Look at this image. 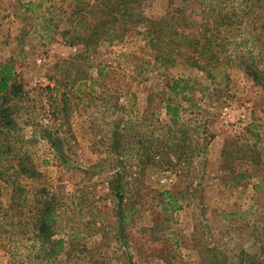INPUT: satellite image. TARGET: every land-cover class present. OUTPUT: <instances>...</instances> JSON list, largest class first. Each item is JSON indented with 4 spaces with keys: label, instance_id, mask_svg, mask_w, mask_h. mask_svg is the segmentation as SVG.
<instances>
[{
    "label": "rangeland",
    "instance_id": "1",
    "mask_svg": "<svg viewBox=\"0 0 264 264\" xmlns=\"http://www.w3.org/2000/svg\"><path fill=\"white\" fill-rule=\"evenodd\" d=\"M4 66L0 264H264V0H0Z\"/></svg>",
    "mask_w": 264,
    "mask_h": 264
},
{
    "label": "trees",
    "instance_id": "2",
    "mask_svg": "<svg viewBox=\"0 0 264 264\" xmlns=\"http://www.w3.org/2000/svg\"><path fill=\"white\" fill-rule=\"evenodd\" d=\"M108 4H109V2H108ZM107 9H112V8H109L107 6ZM124 10H127V8L125 7ZM79 23H80V21H79ZM79 23H77V24H79ZM154 24L162 25L160 27L161 28L160 32L165 34V35L171 34L170 36H172L178 32L179 27L186 28L187 26H189V20L185 17L174 18L172 16V14L170 13L167 16L162 18V23L151 21V25H154ZM200 32H203V31L201 30ZM101 37H103V36L101 35V36L94 37V36H85V35H81V34H76L74 37L75 42H73L72 44H74V43L75 44L86 43V46L88 48V47H90L91 44L100 43ZM153 39H156L157 41H159L160 37L156 36V38H153ZM162 52L163 53L165 52L164 47L162 48ZM162 59L164 62L169 63V60L166 59L165 57H163ZM200 69H205V68L200 67ZM11 81H12V69L10 66H4L3 69H1V71H0V94L4 93L5 91H9V90L12 91L13 90L14 85L10 86ZM193 90H194V88H192L191 84L188 82H185L182 86H181V84H178V83H173V85L170 86V91L172 93H177V94L179 92L190 93ZM167 112L174 119L175 117L178 116V107L174 106V104H172V103H169L167 105ZM174 121H176V120H174ZM11 126H12V124L9 125V127H11ZM50 216H51L50 214H47L45 216V218L47 220H50ZM42 233H43V235L44 234L46 235V232L42 231Z\"/></svg>",
    "mask_w": 264,
    "mask_h": 264
}]
</instances>
